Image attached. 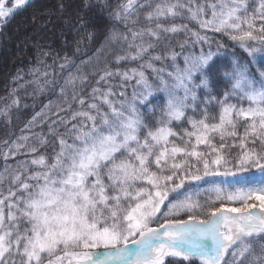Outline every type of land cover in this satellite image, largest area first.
Returning <instances> with one entry per match:
<instances>
[{"label": "snow or ice", "instance_id": "obj_1", "mask_svg": "<svg viewBox=\"0 0 264 264\" xmlns=\"http://www.w3.org/2000/svg\"><path fill=\"white\" fill-rule=\"evenodd\" d=\"M28 4L0 0V26ZM85 7L123 30L91 56L38 49L0 97L6 125L42 104L0 141V264H264V0ZM209 33L247 54L216 95Z\"/></svg>", "mask_w": 264, "mask_h": 264}, {"label": "trees", "instance_id": "obj_2", "mask_svg": "<svg viewBox=\"0 0 264 264\" xmlns=\"http://www.w3.org/2000/svg\"><path fill=\"white\" fill-rule=\"evenodd\" d=\"M88 2L95 4V0ZM109 2L115 6L118 0H109ZM61 4L64 6L63 10ZM82 20L86 22V27L81 26ZM110 30H123V25L111 20L107 10L101 11L98 7L86 8L85 0H35L0 27V97L5 96L15 87L12 78L19 70L26 73L29 66L35 64L38 49L42 48L53 53L60 52L61 56L67 53L71 56L76 50L77 43H80V51L77 55L91 56L104 42ZM89 33L92 34L91 38ZM209 35L217 42L212 44V51H217V44L225 46L219 50V55L214 57V64L210 65L208 72L213 94H222L225 81L220 70L230 66L233 59H240L243 62L247 54L238 46H233L226 36L212 33ZM208 50V46L205 45L204 51ZM193 51L198 54L200 48L196 47ZM258 60L264 63V57H258ZM180 63L182 65V61ZM31 91V88L20 91L22 101L29 105L32 104V100L27 99L26 92ZM197 93L203 98L205 90L197 89ZM150 99L153 105L159 106L162 104L163 95L158 94ZM43 103H47V99ZM40 107L42 104L37 101L34 110L39 111ZM34 110L29 108L20 113H13L11 125H6L0 119V141L5 138L15 139L20 135L21 129L34 114ZM44 131L47 132V128ZM2 167L3 160L0 159V170ZM203 199L205 197L201 196V200ZM259 242L264 243V240Z\"/></svg>", "mask_w": 264, "mask_h": 264}, {"label": "water", "instance_id": "obj_3", "mask_svg": "<svg viewBox=\"0 0 264 264\" xmlns=\"http://www.w3.org/2000/svg\"><path fill=\"white\" fill-rule=\"evenodd\" d=\"M33 1H34V0H29V4H28L27 6H29L30 4H32ZM27 6H26V7H27ZM26 7H25V8H26ZM25 8H23L22 10H18L17 13L22 12ZM17 13H16V14H17ZM2 26H3V25H2Z\"/></svg>", "mask_w": 264, "mask_h": 264}, {"label": "rangeland", "instance_id": "obj_4", "mask_svg": "<svg viewBox=\"0 0 264 264\" xmlns=\"http://www.w3.org/2000/svg\"><path fill=\"white\" fill-rule=\"evenodd\" d=\"M13 18V17H12ZM12 18H10L9 20H11ZM204 187H207V185H204Z\"/></svg>", "mask_w": 264, "mask_h": 264}]
</instances>
